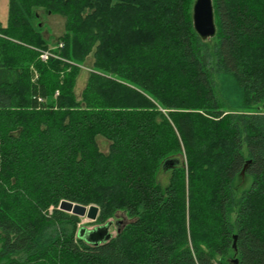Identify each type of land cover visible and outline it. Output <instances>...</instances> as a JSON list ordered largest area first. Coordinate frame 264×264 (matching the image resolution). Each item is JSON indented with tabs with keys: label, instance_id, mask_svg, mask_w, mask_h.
<instances>
[{
	"label": "trees",
	"instance_id": "trees-1",
	"mask_svg": "<svg viewBox=\"0 0 264 264\" xmlns=\"http://www.w3.org/2000/svg\"><path fill=\"white\" fill-rule=\"evenodd\" d=\"M194 2L10 1L0 264H264V0H213L208 39ZM49 14L65 20L57 38ZM63 199L98 205L94 223L117 233L86 241Z\"/></svg>",
	"mask_w": 264,
	"mask_h": 264
},
{
	"label": "water",
	"instance_id": "water-1",
	"mask_svg": "<svg viewBox=\"0 0 264 264\" xmlns=\"http://www.w3.org/2000/svg\"><path fill=\"white\" fill-rule=\"evenodd\" d=\"M193 23L196 32L202 39H208L216 35L217 25L213 0H195L193 6ZM59 209L77 216H86L92 221L97 220L100 211V207L96 204L87 206L67 199L61 200ZM112 225L113 223L109 222L105 225L96 226L93 229H87L83 226L79 230V235L90 243L98 244L111 237L110 228ZM234 238V247L236 248L237 235ZM232 263L239 264V259L233 258Z\"/></svg>",
	"mask_w": 264,
	"mask_h": 264
},
{
	"label": "rangeland",
	"instance_id": "rangeland-1",
	"mask_svg": "<svg viewBox=\"0 0 264 264\" xmlns=\"http://www.w3.org/2000/svg\"><path fill=\"white\" fill-rule=\"evenodd\" d=\"M10 1L11 0H0V22L3 25H6L9 22V12H10ZM43 26V33L46 37L51 36L53 38H57L60 34L63 33L64 31V18L60 15L57 14H52V15H43L40 17ZM37 22L35 21V24ZM84 71L81 73L79 80H78V86H77V90H81L86 82L87 79V75L88 72L91 70V68L84 67L83 69ZM99 144L101 145V148L103 150H107L108 149V142L103 138V137H99L98 138ZM168 172L164 171L162 173L159 174L158 179L165 185L167 182V177H168ZM252 182V176H246V175H242L239 176L236 180V195L237 197L240 196V194L242 193V191L249 187V185ZM89 206V205H87ZM59 208V206H58ZM53 209V207L51 206L49 208V210L51 211ZM20 213L18 215H22V212L19 211ZM125 214L121 213L118 217L121 220V224L122 221H128L129 218L128 217H124ZM117 219H114V221H116ZM96 221V220H95ZM95 221H92L91 219L87 218L86 216L81 217L79 216V221H78V226L79 227H83L85 226L87 229H93L95 228L98 224L94 223ZM117 222V221H116ZM116 222L111 226L110 231L111 233L116 234L117 233V228L118 226L116 225Z\"/></svg>",
	"mask_w": 264,
	"mask_h": 264
},
{
	"label": "built area",
	"instance_id": "built-area-1",
	"mask_svg": "<svg viewBox=\"0 0 264 264\" xmlns=\"http://www.w3.org/2000/svg\"><path fill=\"white\" fill-rule=\"evenodd\" d=\"M62 46V44L60 45V47ZM52 56H57L55 55L52 50L50 49H45V50H41L40 53V57L42 60L47 61L48 59H50ZM0 182H1V177H0Z\"/></svg>",
	"mask_w": 264,
	"mask_h": 264
}]
</instances>
